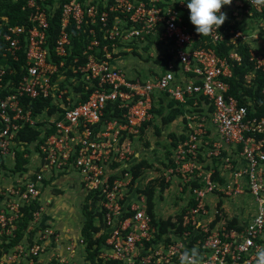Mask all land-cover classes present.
<instances>
[{"label":"built area","instance_id":"2783aa9c","mask_svg":"<svg viewBox=\"0 0 264 264\" xmlns=\"http://www.w3.org/2000/svg\"><path fill=\"white\" fill-rule=\"evenodd\" d=\"M51 1L58 3L59 23L51 49L45 32L54 11L47 0H22L23 24L0 18V166L7 164L13 171L16 153L29 160L23 146L38 161L35 171L26 166L25 171H14L15 184L0 190L7 198L0 207V238L12 236L19 209L33 201L38 208L27 231L39 228L36 239L16 243L0 262L18 264V258L26 257L27 264H35L46 247L57 242L49 227H33L42 211L37 201L42 175L74 171L85 193L99 198V229L93 237L105 238L96 264H180L185 249L193 247L201 264H255L257 248L264 247V117L248 116L228 94L225 80L239 56L233 49L217 56L210 45L221 44L226 32L225 45L235 46L239 39L254 69L264 70L260 47L245 41L255 35L245 36L243 28L248 26L251 34L254 28L264 29V3L232 0L221 9L227 14L222 30L200 36L180 15L187 10L184 0ZM69 27L78 51L73 50ZM136 44L159 49L162 72L128 76L117 59ZM160 94L184 109L185 137L176 146L168 174L174 171L186 184L196 183L179 230L169 227L163 233L151 224L143 196L136 204L126 201L123 190L129 178L121 183L109 170L126 154L118 140L137 134L152 119L150 110ZM35 99L47 100V105L31 114ZM37 123L42 127L37 129ZM23 128L38 132L29 144L20 140ZM223 154L226 176L220 183L204 161ZM213 191L219 195L208 208L206 199ZM244 196L250 209L243 208L241 218L228 227L233 217L222 221L217 201H243ZM83 246L81 238L68 241L54 257L56 264H71L72 255Z\"/></svg>","mask_w":264,"mask_h":264},{"label":"rangeland","instance_id":"374dc122","mask_svg":"<svg viewBox=\"0 0 264 264\" xmlns=\"http://www.w3.org/2000/svg\"><path fill=\"white\" fill-rule=\"evenodd\" d=\"M50 11H55L58 7L56 1H50L48 4ZM243 28L247 29L244 32L246 35H255V39L248 38L246 42L256 43L252 47L259 46L261 57L264 58V29L254 28L253 33H249V27L243 24ZM259 39V40H258ZM129 51H124L119 56L118 63L123 65L129 77H148L155 73L162 72V62L159 58V49L153 51L154 48H150L142 45H133ZM249 80V77H245ZM162 104V105H161ZM161 104L156 105L155 115L152 119L143 125L137 134L133 136L122 137L118 140V143H122L126 146V154L118 162L110 166V173L119 182H126V177L129 178L128 183L124 187L123 193H125L126 201L130 203H138L140 196H143L147 207V197L150 200V214L153 221L156 223H166V229L172 227L173 230H177V225L184 214L187 207L191 205L192 194L189 185L186 184L181 175L172 172L168 174V168L173 167L172 159L176 161V146L183 142L185 137L182 115L179 116L169 107V103L164 99ZM250 108L253 110V105L250 103ZM42 123H37L36 128L42 127ZM182 141H181V139ZM123 141V142H122ZM28 143L30 141H24ZM24 152L30 155L28 160V170L35 171L38 165V161L33 159V151H30L27 146H23ZM120 149L119 153H123ZM223 153V152H222ZM123 155V154H122ZM226 154L221 155L220 158H210L204 161L206 168H213L215 171L214 178L219 180L220 183L225 181L226 171L223 168V162ZM139 166L138 173L135 178H132L134 168ZM7 164L0 166V189L4 190L6 187L14 185L15 180L12 178L13 171L7 170ZM126 175V176H125ZM37 201L39 205L43 207V203L46 202V207L49 210L44 213L41 212L37 216V222L33 227H37V224L42 223L41 229L44 226L49 227L53 235L56 236L57 242L48 245L43 254L37 258L35 264H56V254L62 253V248L68 241H75L81 238L80 231L84 223L83 210L92 208L91 200L88 199L82 186L79 184L78 176L76 172L71 171L67 174L56 175L49 178L42 183L39 188ZM0 191V192H1ZM213 191L211 199L207 198V207L212 208L215 203L216 196L219 195ZM5 196H0L3 198ZM230 198L226 197L219 199L216 203V208L222 211V221L233 217L232 221L228 224L231 227L235 223V219H239L242 216V209H250V200L247 197ZM6 197L4 201L6 202ZM49 199V200H48ZM52 200V201H51ZM4 203H0V207L4 206ZM43 209V208H42ZM47 212V213H46ZM45 217V218H44ZM19 220V215L16 220ZM15 230L17 231L15 222ZM157 228V227H156ZM28 227L24 230V235L19 238L18 242H31L36 239V234L39 228L27 231ZM14 230V231H15ZM12 232V236L0 238V257L2 254H10L11 248L10 240L15 239V232ZM32 233L28 236L29 232ZM171 231V230H170ZM178 231V230H177ZM173 232V231H172ZM73 262L71 264H96L94 255L86 252L83 247H79L73 254ZM18 264H27L26 257L18 258ZM70 263V262H69ZM0 264H6L0 262ZM17 264V263H10Z\"/></svg>","mask_w":264,"mask_h":264},{"label":"trees","instance_id":"16d2710c","mask_svg":"<svg viewBox=\"0 0 264 264\" xmlns=\"http://www.w3.org/2000/svg\"><path fill=\"white\" fill-rule=\"evenodd\" d=\"M51 0H47L49 3ZM187 4L189 0H184ZM22 4V0H0V18L5 17L8 24H23L25 23L26 12L20 10ZM182 19L185 21L186 25L191 29L194 26L190 23L189 20V11L180 12ZM261 17L264 18V13L261 14ZM58 9H56L52 16L48 19L47 29H46V41L48 48L51 49L53 42L56 38L58 32ZM227 27L226 29H228ZM236 28V27H234ZM222 30V27H220ZM4 31V27L0 28V36ZM68 32L73 42V50L78 51V45L76 44V38L73 35L71 27L68 28ZM226 32H224V41L218 45H210V47L214 50L217 56H226L227 53L233 49V51L239 56L240 62L238 65H233L231 67V77L226 79L225 82L228 84V94L234 97L237 100L238 105L244 106L247 109V115L250 117H264V93L261 91L264 89V70L263 69H254L253 64L248 60V48L245 43H242L239 39L236 40L235 46L225 45L227 43ZM1 46V43H0ZM167 58V57H166ZM18 71V69H17ZM249 76L248 82L245 77ZM18 72L15 74L14 79H17ZM166 99L164 94H160L157 98V101L152 104L150 113L153 117L155 115L156 105L161 104V102ZM169 103V107L175 111V113L181 116L184 112V109L181 105H177L173 101L166 99ZM250 103L253 105V110L250 108ZM31 114L39 112L43 106L47 105V100L35 99L31 101ZM162 105V104H161ZM109 116L108 114L105 117ZM142 128V127H141ZM38 132L36 129L32 128H23L20 133L21 141H31L36 138ZM182 139L184 138L180 135ZM181 139V138H180ZM181 139V141H182ZM26 163V160L21 158L19 153H16L15 156V165L14 171L23 170L25 171L23 165ZM139 166L137 165L134 168L132 178H135L138 173ZM44 183V181H42ZM189 188H193L196 186V183L190 182ZM88 199L91 200L92 208H88V210H83L84 215V223L83 227L80 231L81 239L84 243V249L86 252L90 253L91 256L94 255L96 258L97 253L100 249V245L103 243L105 236L100 235L97 238H94L93 235L98 232V227L95 226V218L98 216L96 213V203L99 200L98 196L94 193L86 194ZM38 208L36 202H32L28 205L22 206L19 209V220L15 221V225L17 231L15 230V239L10 240V246H14L18 243V239L21 238L24 234V230L28 227L31 214ZM146 212L151 219V224L157 227L159 233H163L166 230L167 225L171 226V224L166 223H156L153 221V218L150 214V200L147 197V207ZM35 229V228H34ZM179 230V228H176ZM34 231V230H33ZM32 233L29 232L28 236ZM98 262V261H97Z\"/></svg>","mask_w":264,"mask_h":264},{"label":"clouds","instance_id":"9594fccd","mask_svg":"<svg viewBox=\"0 0 264 264\" xmlns=\"http://www.w3.org/2000/svg\"><path fill=\"white\" fill-rule=\"evenodd\" d=\"M264 3V0H255ZM232 0H189L186 7L189 11L190 23L200 36H208L217 31L227 19V14L222 12L224 6L231 5ZM255 264H264V247H258L255 253ZM180 264H201V256L196 247L185 249L180 257Z\"/></svg>","mask_w":264,"mask_h":264},{"label":"crops","instance_id":"0c3cea01","mask_svg":"<svg viewBox=\"0 0 264 264\" xmlns=\"http://www.w3.org/2000/svg\"><path fill=\"white\" fill-rule=\"evenodd\" d=\"M26 160V163L23 165V167L24 166H26L27 168H28V160L27 159H25ZM8 167V166H7ZM25 167V168H26ZM29 169V168H28ZM43 176V180L42 181H45V180H47V179H49V178H52V176H50V175H47V174H43L42 175ZM54 176H56V175H54ZM12 178H13V180H16L15 179V177L12 175ZM13 183H15V182H13ZM1 190V189H0ZM1 196V195H0ZM2 196H5V195H2ZM4 199H5V197H3V198H1V200H0V203H4ZM49 200V199H48ZM52 201V200H51ZM42 207V206H41ZM43 209H42V211L41 212H45V211H47V210H49V208H48V206L46 207V202L45 203H43V207H42ZM47 213V212H46ZM45 218V217H44ZM78 250V249H77ZM75 254V253H74ZM72 257H73V255H72ZM74 258V257H73Z\"/></svg>","mask_w":264,"mask_h":264}]
</instances>
